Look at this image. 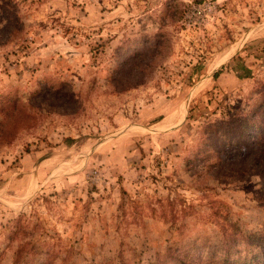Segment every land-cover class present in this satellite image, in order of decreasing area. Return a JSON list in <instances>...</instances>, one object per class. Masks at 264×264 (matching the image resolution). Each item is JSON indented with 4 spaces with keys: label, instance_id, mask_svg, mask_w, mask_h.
<instances>
[{
    "label": "rangeland",
    "instance_id": "rangeland-1",
    "mask_svg": "<svg viewBox=\"0 0 264 264\" xmlns=\"http://www.w3.org/2000/svg\"><path fill=\"white\" fill-rule=\"evenodd\" d=\"M263 42L264 0H0V264H147L261 230L264 182L233 146L201 152L256 100Z\"/></svg>",
    "mask_w": 264,
    "mask_h": 264
},
{
    "label": "trees",
    "instance_id": "trees-1",
    "mask_svg": "<svg viewBox=\"0 0 264 264\" xmlns=\"http://www.w3.org/2000/svg\"><path fill=\"white\" fill-rule=\"evenodd\" d=\"M257 49L264 54V42L258 44ZM236 65L231 70L239 78L251 76L250 70L239 61ZM227 67L222 66L214 73L213 79H217ZM255 92L257 98L243 116L238 113L229 115L233 108H228L225 113L229 117L228 123L215 124L210 128L207 134L221 136L223 140L213 138L214 142H209L206 138L203 146L209 147V150L201 154L209 160L213 153L219 155L222 150L226 153L228 147L233 146L239 152V156L232 161L236 170L249 173L264 182V83L259 82ZM261 199L264 202V195ZM21 227L26 229L20 223ZM24 260V257L16 256L15 262L22 264ZM147 264H264V226L258 232L242 234L240 238L231 235L217 245L195 244L177 254L167 251Z\"/></svg>",
    "mask_w": 264,
    "mask_h": 264
}]
</instances>
